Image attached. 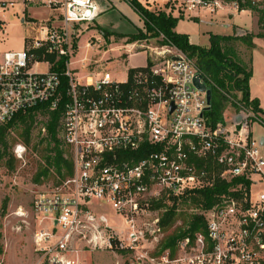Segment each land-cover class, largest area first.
<instances>
[{
  "label": "built area",
  "instance_id": "obj_1",
  "mask_svg": "<svg viewBox=\"0 0 264 264\" xmlns=\"http://www.w3.org/2000/svg\"><path fill=\"white\" fill-rule=\"evenodd\" d=\"M15 3L0 0V13ZM165 3L198 19L248 13L264 29V0ZM48 4L60 14L30 21L35 35L22 50L0 49V124L39 105L61 108L58 129L73 164L72 175L35 193L32 264H91L88 253L114 245L132 254L131 264H264V136L256 137L248 122L254 109L238 103L232 116L210 123L207 93L194 82L200 74L210 88L209 78L163 33L129 50L148 55L132 73L118 79L107 68H86L83 59L80 76L71 59L75 25L93 22L100 6L96 0ZM5 28L0 17V35ZM26 151L15 145L17 158ZM217 180L229 184L228 192L196 211L204 228L160 251L166 232L154 204H172ZM107 206L125 232L110 224Z\"/></svg>",
  "mask_w": 264,
  "mask_h": 264
},
{
  "label": "rangeland",
  "instance_id": "obj_2",
  "mask_svg": "<svg viewBox=\"0 0 264 264\" xmlns=\"http://www.w3.org/2000/svg\"><path fill=\"white\" fill-rule=\"evenodd\" d=\"M15 1L14 7L7 8L5 14L0 13V17L6 21L5 33L0 35V49L3 51H17L24 48L26 39L35 35L30 21L53 19L61 12L51 9L48 0ZM108 1L116 8L103 13L97 21L75 25L71 59L76 61L72 66L77 67L80 76L86 73L81 65L83 59H85L86 68L101 70L106 67L118 79L124 76L127 68L139 67L147 63L148 55L145 52L129 54V50L133 52L142 44H146L145 39L129 41L128 38L121 36L123 33L110 30L115 28L119 31H129L130 25L126 20L139 24L138 14L126 0ZM139 1L151 10L165 9L175 16H182L176 29L181 33L189 34L193 43L209 46L211 33L233 36L224 42V47L251 67L253 74L250 79V88L264 99V29L256 23V20L252 25L248 13H239L233 17L224 16L221 13L213 15L202 13L198 19L191 18L187 14L181 15L177 10L163 3V0ZM119 11L126 19L120 17ZM23 18L26 19L22 22ZM226 23L230 26L225 27L223 24ZM104 25L110 28H103ZM251 25L250 29H244ZM248 34L253 36L254 45L252 46L236 39L237 36ZM39 69L45 70L46 66L41 65ZM234 112L235 109L228 105L222 113V118L230 117ZM255 114L248 122L253 127L256 137L264 136V113L260 111ZM43 118L44 116H39L40 121L35 127L33 141L27 147L24 159L17 162L16 168L11 170L4 164H0V264H32L36 257L34 233L37 225L32 213L34 196L45 185L56 183L54 179L44 180L42 183L34 181L42 160V152L36 150L34 144L42 137L40 122ZM262 151L264 153V145ZM184 210L191 212L192 208L178 209L181 212ZM104 211L117 232L126 231L122 218L114 212L112 207L107 206ZM87 257L91 264H131L132 254L120 252L114 245V248L88 253Z\"/></svg>",
  "mask_w": 264,
  "mask_h": 264
},
{
  "label": "trees",
  "instance_id": "obj_3",
  "mask_svg": "<svg viewBox=\"0 0 264 264\" xmlns=\"http://www.w3.org/2000/svg\"><path fill=\"white\" fill-rule=\"evenodd\" d=\"M129 3L143 19L144 27L136 33L121 36L128 38L129 41H135L147 38L159 39L160 34L163 33L168 42L194 59L203 74L210 80L211 110L206 112L210 123L216 124L221 120L222 113L228 105L233 109H239L238 103L252 107L255 112L264 113L259 99L252 98L250 94V79L253 74L251 67L224 47V42L233 36L211 33L209 46L191 43L188 34L179 33L175 29L182 16H175L165 9L151 10L139 0H129ZM169 6L176 10L175 6ZM236 39L248 46L254 45L253 36L250 34L237 36ZM167 41L164 40V42ZM64 66L65 62L62 60L57 69L63 70ZM130 72L132 73L133 70L131 69ZM61 111V108L51 111L45 104L39 105L17 114L11 121L0 124V164H4L11 170L16 168L17 162L21 159L14 153L15 145L22 143L26 148L31 145L35 127L40 121L38 118L42 115L44 116L40 122L42 137L34 144V148L42 152V160L34 181L42 183L44 180L54 179L57 183L72 175V160L66 156L68 148L64 145L58 129ZM228 187L229 184L217 180L213 185L195 189L180 200L175 198L172 204L156 202L153 210L158 212L160 225L166 232L160 251L168 247L174 249L180 238L202 230L204 218L196 211L213 205L220 195L228 192ZM181 207L182 209L192 208V211H178Z\"/></svg>",
  "mask_w": 264,
  "mask_h": 264
},
{
  "label": "crops",
  "instance_id": "obj_4",
  "mask_svg": "<svg viewBox=\"0 0 264 264\" xmlns=\"http://www.w3.org/2000/svg\"><path fill=\"white\" fill-rule=\"evenodd\" d=\"M49 1V0H48ZM58 1H60V0H58ZM97 1V3L99 4V6H100V10H101V12H100V14L98 15V17L95 19V21H97V19L101 16V15H103V13H105V12H107V11H112L113 9H115L116 8V6L115 5H113V3H111L110 1H108V0H96ZM128 3H129V1L128 0H126ZM163 3H165V0H163ZM16 4V3H15ZM130 4V3H129ZM131 5V4H130ZM132 7V6H131ZM133 8V7H132ZM52 9V8H51ZM133 10L138 14V16H139V21H140V23L139 24H135V23H132V22H129L128 20H126L128 23H129V25H130V29H129V31H119V30H117V29H115V28H110V27H107V26H102L103 28H110V30H114V31H117V32H120V33H123V35H128V34H133V33H136V32H138V30L140 29V28H143L144 27V21H143V19L141 18V16L139 15V13L133 8ZM54 11H56V10H54ZM120 12V17L121 18H123V19H126L125 18V16L122 14V12L121 11H119ZM24 20L26 19V18H23ZM34 19V18H33ZM47 19V18H46ZM36 20V19H35ZM94 22V21H93ZM99 24V23H98ZM225 27H229L230 25L229 24H223ZM176 28H177V26H176ZM175 28V29H176ZM176 31L177 32H179L177 29H176ZM179 33H181V32H179ZM187 34V33H186ZM189 35V34H188ZM223 35V34H222ZM189 39H190V37H189ZM190 42L191 43H193L191 40H190ZM196 44V43H195ZM106 68V67H105ZM104 68V69H105ZM130 68H134V67H129V68H127V70L128 69H130ZM126 70V71H127ZM125 74H126V72H125ZM124 74V75H125ZM250 94H251V97L252 98H258L259 99V101H260V105H261V107L262 108H264V99H263V97L260 95V94H258V93H256L253 89H251L250 88Z\"/></svg>",
  "mask_w": 264,
  "mask_h": 264
},
{
  "label": "water",
  "instance_id": "obj_5",
  "mask_svg": "<svg viewBox=\"0 0 264 264\" xmlns=\"http://www.w3.org/2000/svg\"><path fill=\"white\" fill-rule=\"evenodd\" d=\"M24 21V19H22V22ZM177 58V57H176ZM201 78H202V75L198 74L195 78H194V82L195 84L198 86V88H200L202 91H206L207 93V107H206V111H209L211 110V89L207 88L205 83L201 82ZM173 106L171 108V110H173ZM241 116H238L237 117V120H241ZM262 143H264V137L262 138Z\"/></svg>",
  "mask_w": 264,
  "mask_h": 264
}]
</instances>
